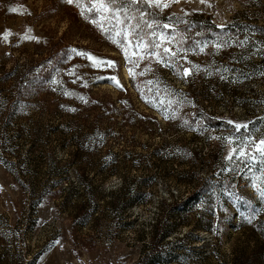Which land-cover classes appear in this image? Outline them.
Returning a JSON list of instances; mask_svg holds the SVG:
<instances>
[{"label":"rangeland","instance_id":"rangeland-1","mask_svg":"<svg viewBox=\"0 0 264 264\" xmlns=\"http://www.w3.org/2000/svg\"><path fill=\"white\" fill-rule=\"evenodd\" d=\"M141 4L163 19L160 22L150 14L143 17L155 20L159 27L154 25V31L170 42L161 41L159 57L146 63L151 68L149 73L134 63L132 76L126 62L134 55L129 52L132 44L122 47V41L113 37L130 39L126 26L139 22L138 11L131 13L137 19L116 21L107 8H102L101 17L94 20L75 1L0 0V100L9 102L15 96L23 103L21 113H8L10 118L0 124V133L7 138L2 148L5 154L0 157V233L5 235L0 237V258L4 261L0 264H136L144 245L137 240L142 237L148 241L152 226L161 222L162 211L185 199L188 205L169 217L172 238L168 249L177 243L187 245L183 260L175 264H231L254 250L255 238L246 230L236 232L235 225L239 210L245 212L253 206L256 220L264 223V160L252 145H248L247 157L235 155L234 149L245 145L249 137L257 146L264 139V38L249 30L245 36L236 34L223 46L202 45L198 53L180 49L173 39L185 40L184 26L197 22L219 29L238 24L264 29V0H164L159 7ZM107 19L105 28H114L110 37L101 30ZM164 21H172L166 22L170 28L163 27ZM141 27L145 35L152 31ZM156 38L146 35L148 41ZM144 49L135 48V57L152 60L142 53ZM165 49L171 51L166 53ZM81 53L90 54L92 59ZM101 61L115 62V66ZM94 63L100 66L93 67ZM185 69L190 72L186 74ZM78 71L83 85L71 80ZM23 74L27 79L51 81L40 82V91L31 87L18 97L15 90ZM142 78L148 79L152 99H156L154 89L164 94L176 89L187 104L179 110H165V116L149 110L135 90L142 87ZM82 88L99 103L94 117L105 125L112 121L119 133L110 149L95 156L102 153L104 157L111 151L124 154L119 160L123 173L131 162L138 163L136 156H150L163 141L177 154L188 157L182 170L173 163L175 160L152 168L158 176L150 181L152 187L143 191L148 196L144 205L132 210L134 219L114 220L100 204L99 223L74 228L67 210L61 211L48 197L40 200L42 188L51 183L55 160L69 159L68 154L74 151L62 145L58 132L46 136L48 142L40 150V131L51 132L60 123L46 116L40 104L53 101L48 95ZM35 92L39 97L30 99ZM153 104L159 108V103ZM196 111L201 117L226 123V130L202 129L200 120L189 128L193 123L186 117ZM235 124L247 127L238 131ZM153 132L156 135L151 136ZM30 138L35 140L28 141ZM188 144L201 148L202 157L188 156L181 150ZM165 173L171 174L170 178ZM135 176L131 171L130 178ZM210 179L217 187L215 192L207 186ZM120 186V178L105 183L108 190ZM217 192L227 198L221 200ZM194 195L197 201L191 200ZM218 219L225 226L218 232L219 238L199 228L204 222L216 224ZM168 221L163 219L166 225ZM244 248L247 253L241 252ZM194 250H201L207 258L191 254Z\"/></svg>","mask_w":264,"mask_h":264},{"label":"trees","instance_id":"trees-1","mask_svg":"<svg viewBox=\"0 0 264 264\" xmlns=\"http://www.w3.org/2000/svg\"><path fill=\"white\" fill-rule=\"evenodd\" d=\"M74 1L81 11L86 13V15L91 19L98 20L101 17L103 10L96 0ZM139 5V9H143L158 21H163L161 17H156L150 13L145 6L142 4ZM138 19V21H140V14ZM108 21V19L105 20L101 30L107 37H110V35L114 33V28H105V23L107 25ZM111 21L112 20L110 19V23ZM166 22L172 21H164V24H166ZM141 25L143 26L142 23ZM180 26H184V24H180ZM184 27L187 31V33H185L187 36L186 39L182 40L175 38L173 41L180 49L194 51L195 53L199 52L202 45L207 46L215 44L223 46L228 40L235 39L236 34L245 36L249 30H253L258 36H260V38H264L263 28L249 27L239 24L233 25V27L229 26L225 29H219L213 25L207 24L206 22H197ZM188 30H191V32H188ZM166 35H174V33H166ZM113 39L116 42H121L123 40V36L118 38L113 37ZM150 41L151 40H149V42ZM146 51L147 49H144V52L142 53L145 54ZM158 51L159 50L156 49V52ZM129 52L134 54L126 59L129 72L132 76L134 72V63L140 64L141 71H148L149 73L151 71L149 69L151 68H148L146 63L153 61L156 57H159L157 55H153L152 60L146 58L145 56L135 57V47L133 45L131 46ZM79 75L78 71L75 77H72L71 80H76V84L83 85L84 80L83 78H79ZM0 80V82L3 81V79ZM50 81V78L40 79L38 81L36 79H27V76H24L23 74L19 78L18 86L15 91L18 97H20L24 90L33 87L36 91H40V82L42 84H47ZM148 83L147 78H142V87H135V90L141 103L149 110H157L159 114L164 115L165 110H179L187 104L186 100L182 98L179 91L176 89H171L172 91L166 94H164L162 90L154 89L156 99H152V92L148 87ZM143 86H145V88ZM166 87L171 88L170 86ZM48 96L52 98L53 101L50 102L45 100L42 105L40 104V108L44 110L46 116L56 118V120L60 123L58 126L54 127L51 132L41 133L40 131V150H43L42 146L44 142H48V138H46V136L53 135L54 132H58L63 138L62 145L66 146L68 149H74V151L68 154L69 159L55 160L56 168L50 171L51 183L42 188L40 200L41 197H48L54 201L56 205H58L61 211L67 210L69 214L72 215L74 220V228L83 227L94 222L99 223L100 204L106 207L107 213L111 215V218L114 220L119 219L120 221L124 218H128L129 220L132 218L134 219L132 210L135 206H139L141 204V206L144 205L148 196L143 194V191L146 190L147 187H152L153 182L150 181L158 176L157 172L151 171L152 168L157 165L163 167L166 161L170 162L175 160L173 163L177 164L180 170H182L186 164V160H188V157L177 154L176 149H172L167 142L163 141L152 150L150 156H136L135 159L138 163L135 164V161L131 162L132 166L129 170L127 169V173H123V170L119 167V160L123 159L124 154L120 155L121 153H113V151H111L107 153L109 157H105L107 154L102 157V153H100L99 156L94 155V153L98 151L103 152L106 149H110L111 147H109V144L118 141L117 137L119 133L116 132L115 124L110 123L112 121H110L108 125H105L101 123V119L99 117H94L93 114L96 111L94 109H99L100 106L99 103L92 97L91 93L87 92L85 88H82L76 90H63ZM37 97H39V92L32 94L30 99ZM162 100L163 102H161ZM153 103H159V108L156 109ZM82 104H84V106H82ZM74 106L76 108H73ZM22 107V101L15 96H13L9 102L0 100V124L10 118L8 113L11 115L21 113L20 110ZM186 119L189 123H193V125H188L189 128H194L198 120L203 123L200 124L202 126L200 128L205 130H226L227 127V124L222 121L210 120L208 118L206 119L204 116L201 117L197 111L194 112L192 116L186 117ZM130 125L133 126V123H130ZM154 135H156L155 132L151 134V136ZM30 140L35 139H28V141ZM6 141L7 138L4 132H1L0 157L5 154V151H3L2 148L7 144ZM181 150L188 156H195L197 158H201L203 154L201 148L193 147L190 144L185 145L181 148ZM47 154H51V152L48 151ZM128 156L130 157L131 155L128 154ZM150 162L152 165H150ZM71 167L75 168L72 172ZM192 168L193 165H190V170ZM130 170L136 173V176L133 179L130 178ZM181 172L184 174L183 171ZM164 176L170 178L171 174L165 173ZM111 178H120L121 186L111 190L105 188V183ZM178 181L179 180L176 179L175 182L178 183ZM207 186L211 187L209 188L210 191L215 192L217 190L214 180L212 179L209 180ZM219 187H223L224 189L229 188V186L227 187L222 185ZM217 196L221 200L227 198L225 196L223 197L218 192ZM191 200L197 201L195 195L191 198ZM187 202L188 199L178 200L171 206L170 210L166 207L162 211L160 217L161 222H163V219H166V221L169 220L168 225H166V222H163V224H161V222L155 223L151 228L150 236L147 237L148 241H142V237L137 240L138 243H143L144 245H142L141 255L136 264H175L180 263L181 260H183V255L187 252V245L177 243L168 249L170 245L168 240L172 238V224L169 217L174 215L181 207L182 209L185 208L188 205ZM238 222L239 223L235 225V231H248L251 236L255 238L256 243L254 250L249 254V256L243 255L239 261L236 260L235 262H231V264H264V223H262L261 219L256 220L254 206L252 208H247L245 212L239 210ZM199 228H202L205 232H211L213 238H219L220 236H218V232L223 231L225 226L223 220H219L216 224L214 221L212 224L209 223V225L204 222L203 226H200ZM0 237H5V235L0 233ZM218 240L219 239H217V241ZM1 241L2 240H0V242ZM241 252L247 253V249L244 248ZM191 254H199L202 258H207L201 250L191 251ZM5 260H7L6 257ZM0 262L2 263L4 261L0 258Z\"/></svg>","mask_w":264,"mask_h":264},{"label":"snow or ice","instance_id":"snow-or-ice-1","mask_svg":"<svg viewBox=\"0 0 264 264\" xmlns=\"http://www.w3.org/2000/svg\"><path fill=\"white\" fill-rule=\"evenodd\" d=\"M69 4H72L74 0H67ZM97 3H99L101 8H107L109 11V16L111 19L116 21H123L125 19H137L135 15H131L133 11H138L140 13V21L136 25H127L130 32V39L122 40L121 46H125L126 43H131L135 48L139 49L141 46H145L147 48V51L145 52V55L153 56V55H159V53L156 52V49L161 47V41L164 42H170L167 41L164 37V35L161 33L157 35V33L154 31V25L159 27L157 22L155 20L148 21L144 20L143 17L145 15H149L146 11L143 9H139L137 6L141 3L144 4H155L156 6H160L163 4L164 0H123V3H121V0H96ZM173 2H177V0H173ZM203 2V0H202ZM141 23L144 27L148 28L150 31L148 36H156L157 38L155 40H151L150 42L146 39V35L143 34V27H141ZM164 28L168 29L170 28L169 25L165 24L163 25ZM223 27V26H221ZM166 53L170 52V49L164 50ZM83 56L87 57L88 59H92L91 55L88 53H81ZM127 58V57H126ZM98 59V58H97ZM101 64H108L111 66H115V62L111 61H101ZM98 64H93V67H99ZM190 70L185 69V73L188 74ZM115 80V77L112 78ZM232 123V122H230ZM247 125H240L235 124V128L239 131L241 128H246ZM235 143V140L232 141ZM248 145H252L256 148V151L260 154L262 160H264V139L260 140L258 142V145L256 142H254L250 137L248 139V142L243 145L242 147L238 149H234V154L239 155L241 157H247L248 156ZM229 159H232V157H229ZM251 159L255 160L256 157L253 156Z\"/></svg>","mask_w":264,"mask_h":264}]
</instances>
